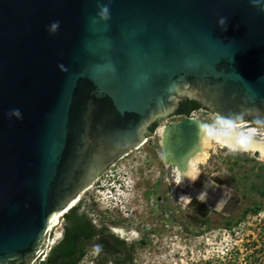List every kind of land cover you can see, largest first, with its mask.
I'll use <instances>...</instances> for the list:
<instances>
[{
	"label": "water",
	"instance_id": "1",
	"mask_svg": "<svg viewBox=\"0 0 264 264\" xmlns=\"http://www.w3.org/2000/svg\"><path fill=\"white\" fill-rule=\"evenodd\" d=\"M188 99L264 119V0H0V264H39L60 213ZM166 129L183 161L202 121Z\"/></svg>",
	"mask_w": 264,
	"mask_h": 264
},
{
	"label": "rangeland",
	"instance_id": "2",
	"mask_svg": "<svg viewBox=\"0 0 264 264\" xmlns=\"http://www.w3.org/2000/svg\"><path fill=\"white\" fill-rule=\"evenodd\" d=\"M197 112L210 125L229 127L207 109ZM179 119L165 118L146 144L121 158L98 181L101 186L84 193L81 210L93 211L97 223L107 217L129 231L130 264H264V162L248 152L211 150L200 169L217 188L209 185L203 203L192 193V205H185L174 197L171 166L161 154L157 132ZM246 123L241 131L254 128L249 133L264 139V127ZM116 180L119 188L113 191ZM196 204L205 207L204 213L193 209ZM226 218L233 220L229 227ZM59 220L53 231L61 235L65 222Z\"/></svg>",
	"mask_w": 264,
	"mask_h": 264
},
{
	"label": "bare ground",
	"instance_id": "3",
	"mask_svg": "<svg viewBox=\"0 0 264 264\" xmlns=\"http://www.w3.org/2000/svg\"><path fill=\"white\" fill-rule=\"evenodd\" d=\"M200 120L202 121L200 142L183 161L176 159L170 150L167 141L168 132L166 125L158 128L157 132L160 135V144L162 147L161 154L165 162L176 171L174 172L176 183L179 180V183H177V185L175 184V186L180 187L184 184L186 185V183H194L201 175L200 165L202 163L204 164V162L210 158L211 150L216 152L217 149L228 148L236 152H248L252 154L251 156L264 162V139H256L249 133L251 132L253 134L255 132L254 128L246 130V132L241 131V127L246 125V122L241 124L229 123V127H215L203 119ZM175 186L172 188H176ZM78 201L79 200L76 199L72 203L73 205H71H76ZM188 201L189 200L186 199V202ZM66 212L67 210L61 212L59 219ZM57 239H59V233L56 234L54 243Z\"/></svg>",
	"mask_w": 264,
	"mask_h": 264
},
{
	"label": "flooded vegetation",
	"instance_id": "4",
	"mask_svg": "<svg viewBox=\"0 0 264 264\" xmlns=\"http://www.w3.org/2000/svg\"><path fill=\"white\" fill-rule=\"evenodd\" d=\"M172 116H175V114ZM224 123L229 124L227 122H224ZM151 127H150V130H151ZM147 142H148V140H146L143 143V145L146 144ZM119 160L120 159H118L115 162V164L111 165L108 169H106L102 173V175L87 190L92 189L95 185L101 186L100 184H98V181H100L101 178L113 166H115ZM170 170H171V179L173 181L172 185L175 186V184L177 185L176 181L174 183V180H175L174 172H176V171L172 168V166H171ZM209 185L216 187V185L214 183L209 182V180L207 179V176L203 175V172H201L200 177L194 183H190V184L186 183V185L184 184V187L182 189H178L179 186L178 187L175 186L176 188H172V189L175 190L174 192L176 193V195H174V197L177 196L176 198L178 201L180 200L185 205L191 206L193 201H194V196H192V193L194 195L196 194V196L201 197L202 199H204V197L201 196V193H206L207 195L205 197V200L208 199V194H210L209 189H208L210 187ZM173 186H171V187H173ZM187 190H190V192L188 193ZM86 191L84 193H86ZM84 193L81 194L77 200L80 201L82 199V196L84 195ZM215 193L219 195L220 192L216 191ZM120 195H122V193H120ZM182 196L190 197L191 202H189V201L186 202V199L185 200L181 199L180 197H182ZM77 203H76V205H77ZM72 205L67 209V212H69ZM194 208L195 209L197 208L196 210H198L200 213H204V209H205L204 206H201L200 204H196L193 207V209ZM88 214H89V217L91 219V224L95 228L94 234L87 244L86 252H85L83 258L77 264H81L86 259H88L87 264H130L131 244H130V239L128 238V236L130 234L129 231L126 230L125 228H123L122 225L115 223L112 220H109L107 217L104 218L102 223H97L95 221V219L93 218V211H91V212L88 211ZM64 215L61 216L65 223L62 227L63 230L61 232V235H59V241L62 240L64 237V231H65V226H66V222H67ZM59 241H57V242H59Z\"/></svg>",
	"mask_w": 264,
	"mask_h": 264
},
{
	"label": "trees",
	"instance_id": "5",
	"mask_svg": "<svg viewBox=\"0 0 264 264\" xmlns=\"http://www.w3.org/2000/svg\"><path fill=\"white\" fill-rule=\"evenodd\" d=\"M203 108L195 100H183L176 111V115H189L193 111ZM253 126L264 127L263 118H254L249 121ZM159 121L152 125L150 136L158 126ZM84 199H81L77 205L71 207L69 212L65 213L67 220L64 237L57 242L48 253L47 257L39 264H77L84 256L89 240L94 234V227L91 224L88 211L81 210ZM81 210V211H80ZM233 220L226 218L224 226L229 227Z\"/></svg>",
	"mask_w": 264,
	"mask_h": 264
},
{
	"label": "clouds",
	"instance_id": "6",
	"mask_svg": "<svg viewBox=\"0 0 264 264\" xmlns=\"http://www.w3.org/2000/svg\"><path fill=\"white\" fill-rule=\"evenodd\" d=\"M108 12H109V10H108L107 6H103V7L101 8V11H100L99 14H100L101 18H103V19H107V18H108ZM218 25H219L224 31H227V18H226V17H221V18L218 20ZM58 27H59V22H54L52 25H50V31H51V32H55V31L58 29ZM9 116H14V117H16V118H20V117H21V112H20L19 109H13V110H11V112L9 113ZM177 116H178V115H177ZM177 183H179V180L177 181ZM113 184H114V185H112V186H113V187H112V190H113V191L119 188V187L117 186V184H119L118 180L114 181ZM206 195H207L206 193H201V196H203L204 199H200V198L198 197V200H199L201 203H203L204 200H205ZM181 199H188L189 202H191V198H190V197H184V196H182ZM56 243H57V242H56Z\"/></svg>",
	"mask_w": 264,
	"mask_h": 264
},
{
	"label": "built area",
	"instance_id": "7",
	"mask_svg": "<svg viewBox=\"0 0 264 264\" xmlns=\"http://www.w3.org/2000/svg\"><path fill=\"white\" fill-rule=\"evenodd\" d=\"M203 110V108H200V109H198V110ZM198 110H195V111H193L191 114H189V116L190 117H195V118H200L199 117V115H198ZM179 116V118H181V117H185V116H187V115H178ZM55 236H56V234L54 233V231H53V235H52V239H51V242H50V245H49V247H48V249H47V251L42 255V257L40 258V261H43L46 257H47V255H48V253L50 252V250H51V248L56 244V242L54 243V238H55ZM58 240V239H57Z\"/></svg>",
	"mask_w": 264,
	"mask_h": 264
}]
</instances>
